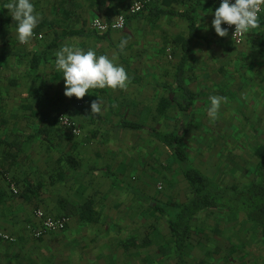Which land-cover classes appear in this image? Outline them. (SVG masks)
<instances>
[{
  "label": "rangeland",
  "instance_id": "1",
  "mask_svg": "<svg viewBox=\"0 0 264 264\" xmlns=\"http://www.w3.org/2000/svg\"><path fill=\"white\" fill-rule=\"evenodd\" d=\"M137 1L31 0L40 22L29 44L21 45L17 41L15 21L3 7L8 0H0V17L4 14L9 20L8 47L24 55H44L37 71L31 70V56L0 60V191L6 193L4 202L0 203V264H84L87 241L97 236L102 229L101 223L108 216L101 213V222L92 226L77 221L74 210L93 195L97 205L104 193H107V203L122 200L118 205L121 216L127 210L132 213L142 210L132 197L124 195L112 200L109 192L115 196L116 190L136 189L153 194L159 201L177 203L192 197L180 168L164 146L146 131L117 126L120 118L125 117L159 131L171 132L180 116L173 106L159 113V90L154 89L152 94L151 87L141 89L133 82L139 71L145 75L151 72L133 69L130 60L134 58L136 45L134 33L144 29L143 23L134 21L142 13L129 14V8ZM120 15L126 16V26L110 32L109 40L100 37L104 32L94 28V21L100 19L111 24ZM181 30V26L177 28V32ZM73 31H81L84 36L71 37ZM57 35L63 40L57 47H51ZM167 38L163 34L157 58L164 65L163 75L172 80L176 61L174 46ZM122 39H127L128 44L120 51L117 46ZM225 40L226 37L216 35L207 60L188 69V81L199 93V99L194 121L183 130L187 151L197 168L222 186L235 185L244 189L256 175L255 151L259 145L264 146V63L248 60L247 54H241V48ZM66 44L85 51L93 49L97 55L110 58L115 55V63L128 73L127 90L92 89L77 102L73 97H66L63 74L55 67V52ZM6 49L0 39V56ZM204 51L200 47L197 54ZM212 95L227 97L215 122H210L207 116ZM98 97L103 102L102 112L91 116V103ZM61 117L65 118L61 121ZM40 127L48 129L52 144L36 135ZM9 142L19 144L22 150L14 165L6 160L11 149ZM61 153L74 156L80 163L79 170H73L61 160ZM107 174L112 175V179ZM33 179L45 184L40 191L44 197L38 199L37 195V201L32 194L20 196L24 182ZM40 209L53 217L67 216L70 219L68 230L46 239L32 236L29 226ZM215 214L222 215L220 217L228 224L239 225V229L245 222L241 214L207 212L203 218H198L195 230L198 237H203L198 232L204 228L201 231L204 243H210L211 237L216 236L217 228L211 225L210 230L208 226L213 217H218ZM158 224L159 228L156 224L151 233L155 242L151 246L154 255L161 252L157 249L166 242L165 237H159L163 231L162 223ZM252 230L251 227V238L255 234ZM126 232L118 230L116 233L120 236H116L124 237Z\"/></svg>",
  "mask_w": 264,
  "mask_h": 264
},
{
  "label": "crops",
  "instance_id": "2",
  "mask_svg": "<svg viewBox=\"0 0 264 264\" xmlns=\"http://www.w3.org/2000/svg\"><path fill=\"white\" fill-rule=\"evenodd\" d=\"M158 6L164 7V11H171V13L167 14L166 12L161 16L154 14L156 10L154 8ZM219 6L220 5L215 4L213 0H154L150 3L144 12H142L141 16L134 20L143 23L144 25H141L144 29L135 31L134 33L136 45L134 49V58H130V60L133 62V69L138 71L148 69L151 72L145 75L139 71V73L135 75L133 82L140 86L141 89L151 87L152 91L150 92L152 94L154 89H158L159 93H161L160 100L164 97H168L169 87L175 85L176 70L183 56V49L181 43H179V39L189 36L188 22L179 14L181 12L194 10V16L198 23V30L196 37L192 40L185 78L186 83L195 91L188 81V69L199 62L206 61L210 55V44L215 41L217 35L214 27H212V21L214 19V12ZM259 24L260 27L252 29L246 34L245 41L242 45H235L229 34L225 41L232 44L233 47H237V49L241 48L239 49L241 54H247L248 60L252 59V61L256 60L257 62L264 63V11L259 19ZM180 26L183 30L177 32V28ZM73 32L82 33V35H76L77 37L84 36V33L81 31ZM73 32L70 33L71 37H73ZM163 34L168 37L167 40H170L174 46L172 50L176 63L173 67L172 80L163 75L164 65L161 63L160 58H157L160 53L159 50L162 48L161 39ZM103 39L109 40V38ZM155 46L160 47L155 49ZM200 47L203 50L205 49V51L201 54H197ZM159 62L161 65H158ZM109 102L112 101L109 100ZM109 107L112 108L110 105ZM107 177H111L112 179V175L110 174H107ZM30 182H32L33 190L29 191L28 195L32 194L36 201L37 195H39L38 199L43 198L44 195H42L40 191L45 187V184L37 179L26 180L24 182V187ZM63 182H66V180L63 179ZM114 192L116 194L115 196L109 192L112 200L121 196L123 198L124 195L125 197H132L135 199L134 202L137 203L140 208L139 210H142V212L132 213L127 210V212L123 214L124 216H121L118 214V209L121 206L119 207L118 205L122 200L107 203V201H105L107 193L100 195L98 205L94 200V195L92 198H89V200L92 199L95 204V222L82 223L79 219L82 205L75 209L74 211L77 212V221H80L81 225L84 226L98 225L101 222V213L108 214L101 223L102 229L99 228L100 232L97 236L87 241L88 251H86L84 264H170L171 262L174 264H264V237L261 234L259 226L251 223L243 213H241V215L245 222L241 223V230L238 227L239 225L237 226L234 223L228 224L226 219L220 217L222 215L218 216L215 214L214 216L218 217H213L208 226L210 230L211 225L217 228L216 236L211 237L210 243H204L205 240L203 237L205 236L201 233V231H204V228L198 232V234L203 237H198L195 233V230L197 231L196 224L198 218H203L202 216H205L207 212L222 210H207L201 212L193 222V232L189 245L185 249L182 258L179 259L175 252L168 220L154 211V206L156 204L164 205L168 201H159L153 194L136 189H122L121 191L116 190ZM41 203H44V200L41 201ZM145 213L150 216H144ZM225 213L229 216L237 215L228 212ZM210 218H212V216ZM159 222L162 223L161 231H163L159 237L162 239L165 237L166 242L162 243L161 247L157 249L158 251L161 250V252L159 251V254L157 253L154 255L152 254L151 246H153L155 242L151 233L155 230L156 224L159 228ZM228 225H231V227L228 228ZM69 226L70 222L66 230H68ZM251 227L253 229L252 231L255 232L252 238L250 236ZM118 230L127 231V235H124V237H117L116 234L118 233L116 232ZM206 230L207 227L205 225V231ZM133 231H135V233H132ZM118 235L120 236V234ZM50 236L51 235L47 237Z\"/></svg>",
  "mask_w": 264,
  "mask_h": 264
},
{
  "label": "trees",
  "instance_id": "3",
  "mask_svg": "<svg viewBox=\"0 0 264 264\" xmlns=\"http://www.w3.org/2000/svg\"><path fill=\"white\" fill-rule=\"evenodd\" d=\"M154 9H156L154 14L160 16L166 12L167 14L171 13V11H164V7L162 8L160 6L155 7ZM1 12L3 13L4 9H2ZM179 15L188 22L189 36L187 38L179 39V43H181L183 49V56L176 70L175 85L169 87L168 97L162 98L158 106V112L161 114L167 112L172 106L179 111L180 116L179 120H177L175 129L171 132H163L148 124L128 120L125 117L120 118L117 126L127 130L148 132L156 142L160 143L168 150L174 163L180 168L185 181L191 189L192 197L186 202L177 203L174 201H168L164 205L156 204L154 206V211L168 220L172 232L175 252L179 259H181L191 240L194 220L201 212L207 210H222L232 214L243 213L251 223L259 226L261 234L264 237V146L259 145L255 151V155L258 158L256 176L245 189H241L235 185L222 186L218 184L213 178L197 168L192 162L187 151L186 133L184 132L183 127H189L195 119V106L199 98V93L193 91L186 83L185 71L189 62L192 40L197 35L198 23L194 16V10L181 12ZM8 24L9 20L4 14H1L0 39L7 49L4 54L0 56V60L1 58L9 59L13 56H25L27 58L28 56H31V70L37 71L44 55L42 56L37 53L31 55L28 53L24 55L12 51L8 47L9 43L6 33ZM76 35H82V33H72V36ZM99 36L102 38H109L110 31L102 33ZM62 40L63 37L57 35L51 47H57ZM73 98L74 101H79L77 98ZM95 118L101 120V117ZM185 121H188L189 123L187 124ZM36 135L49 144H52L53 142L50 138L48 129L45 127H40L37 130ZM1 142L5 141L1 140ZM7 144L11 146V149L6 156V160L10 162L11 165H14L17 161L18 154L22 153V150L19 144L11 142ZM60 159L65 161V163H67L73 170H79L80 163L74 156L61 153ZM60 176L63 178L62 175ZM32 190V182H30L24 187V191L20 196H27L29 191ZM5 195V192L0 191V203L4 202ZM94 205V201L90 199L81 206L79 219L82 223L95 222ZM31 222V224L35 223V217Z\"/></svg>",
  "mask_w": 264,
  "mask_h": 264
},
{
  "label": "clouds",
  "instance_id": "4",
  "mask_svg": "<svg viewBox=\"0 0 264 264\" xmlns=\"http://www.w3.org/2000/svg\"><path fill=\"white\" fill-rule=\"evenodd\" d=\"M3 7L9 10L16 24V37L21 45L29 44L34 35V30L40 22V16L36 14L35 6L31 0H8ZM264 11V0H222L220 6L214 12L212 27L220 37H227L228 30L222 25L235 26L232 39L237 42L252 29L260 27L259 14ZM123 16H118L111 23L113 29L123 26ZM94 25L104 30L106 25L97 19ZM128 44L127 39H122L117 46L123 51ZM116 56L97 55L93 49L87 51L64 45L55 52L56 70L62 72L65 82L64 95L68 98L75 97L82 100L92 89L127 90L130 82L126 69L115 63ZM210 106L207 116L210 122L218 119L222 103H227V97L210 96ZM102 100H94L91 103V116L102 112ZM66 117V116H65ZM61 117V121L65 118ZM75 135V133H74Z\"/></svg>",
  "mask_w": 264,
  "mask_h": 264
},
{
  "label": "built area",
  "instance_id": "5",
  "mask_svg": "<svg viewBox=\"0 0 264 264\" xmlns=\"http://www.w3.org/2000/svg\"><path fill=\"white\" fill-rule=\"evenodd\" d=\"M154 0H139L131 5L129 8V14L131 15H136L144 12V10L147 8V6L152 3ZM163 1V0H162ZM213 2L217 5H220L222 0H213ZM234 3L235 0H232ZM263 14V11L259 14V17ZM123 26L118 29H113L111 24L104 23L106 25V28L104 30H100L99 27L94 25V28L101 31V32H108V31H113V30H120L123 29L126 26L127 20L126 16H123ZM224 28L228 30L229 36L232 39L234 31H235V26L229 27L227 24H224ZM246 34L243 37L238 38V41L235 42L233 39V43L237 46H240L244 43L245 41ZM13 190L16 192V189L13 188ZM70 219L67 216H62V217H53L51 215H48L45 213L43 210H38L35 215V223L31 224L29 226V230L35 238L38 239H43L46 238L49 235L58 233V232H63L67 228L69 224ZM4 238L9 239V237L4 236ZM10 240V239H9Z\"/></svg>",
  "mask_w": 264,
  "mask_h": 264
}]
</instances>
